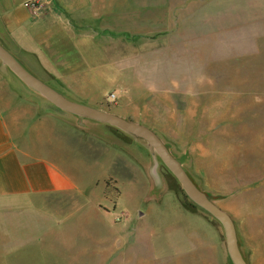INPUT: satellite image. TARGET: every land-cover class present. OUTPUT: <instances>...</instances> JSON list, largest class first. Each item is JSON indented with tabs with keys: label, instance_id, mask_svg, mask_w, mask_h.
Here are the masks:
<instances>
[{
	"label": "rangeland",
	"instance_id": "obj_1",
	"mask_svg": "<svg viewBox=\"0 0 264 264\" xmlns=\"http://www.w3.org/2000/svg\"><path fill=\"white\" fill-rule=\"evenodd\" d=\"M91 6L97 48L81 62L92 73L65 75L59 57L80 60L55 35L41 52L16 51L24 68L73 102L155 132L195 186L230 216L244 261L264 264V0ZM0 44L10 52L3 25ZM0 99L22 121L44 118L45 129L59 127L49 113H60L93 124L87 129L99 138L96 153L81 156L61 150L57 134L40 146L39 153L61 154L81 179L80 208L64 215L48 213L47 205H62L54 200L0 203V264H233L222 224L186 195L144 139L57 108L1 60ZM117 201L131 216L113 211ZM122 236L124 249L112 244Z\"/></svg>",
	"mask_w": 264,
	"mask_h": 264
},
{
	"label": "crops",
	"instance_id": "obj_2",
	"mask_svg": "<svg viewBox=\"0 0 264 264\" xmlns=\"http://www.w3.org/2000/svg\"><path fill=\"white\" fill-rule=\"evenodd\" d=\"M94 2L95 0H21L18 7L16 1L0 0V25L8 30L12 43L10 53L23 66L19 54L22 49L27 51L33 48L41 52L42 43L47 41L46 37L55 35L59 42L64 43L63 49H71L72 57L80 60L78 63L74 60L70 64L66 61V56L62 60L60 56L58 64L63 67L65 75L73 73L75 77L71 79L74 80L81 78L76 77L77 74L87 76L92 70L81 61H85L86 52L97 48L93 36L96 35V26L99 23L97 12L91 6ZM25 3H34L35 8H27ZM100 25L105 26V23L100 21ZM17 50L19 55L16 54ZM86 103L82 104L90 106ZM49 114L59 121V127L52 125L45 129L42 127L44 118L22 121L16 107L0 99V203L14 207L17 203L32 204L37 199L54 200L62 205H57V209L47 205L50 210L48 213L55 210L70 215L80 208L82 190L79 185L82 181L69 173L68 164H64L61 154L56 157L54 153H39L43 150L40 146L45 141L52 145L53 136L57 134L56 143L61 150L64 149L66 154L72 151L75 152L74 155L81 156V150L96 153L99 138L94 137L87 129V126L93 124L60 113ZM97 181L99 180H94L93 183ZM98 210L109 214L101 210L100 205ZM113 211L131 216L125 208L120 207L118 201ZM120 230L122 229H115L116 234ZM117 243L122 249L129 245L125 236L121 237L120 242H112L114 246H118ZM160 260L166 259L158 255L157 261Z\"/></svg>",
	"mask_w": 264,
	"mask_h": 264
},
{
	"label": "water",
	"instance_id": "obj_3",
	"mask_svg": "<svg viewBox=\"0 0 264 264\" xmlns=\"http://www.w3.org/2000/svg\"><path fill=\"white\" fill-rule=\"evenodd\" d=\"M0 60L28 87L32 88L57 108L105 123L144 139L155 149L163 163L181 184L186 195L199 207L217 219L225 230L226 249L233 264H247L242 258L236 239L235 227L230 216L202 193L192 182L177 159L171 154L163 141L150 128L126 120L115 113L104 111L88 105L73 102L60 95L44 82L27 71L17 59L0 44Z\"/></svg>",
	"mask_w": 264,
	"mask_h": 264
},
{
	"label": "built area",
	"instance_id": "obj_4",
	"mask_svg": "<svg viewBox=\"0 0 264 264\" xmlns=\"http://www.w3.org/2000/svg\"><path fill=\"white\" fill-rule=\"evenodd\" d=\"M25 6L27 7V8H35V4L34 3H25Z\"/></svg>",
	"mask_w": 264,
	"mask_h": 264
}]
</instances>
